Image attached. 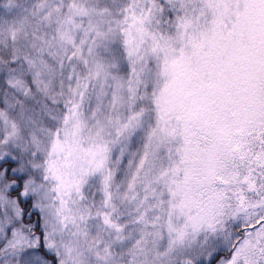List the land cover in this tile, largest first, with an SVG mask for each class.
<instances>
[{
	"label": "snow or ice",
	"instance_id": "obj_1",
	"mask_svg": "<svg viewBox=\"0 0 264 264\" xmlns=\"http://www.w3.org/2000/svg\"><path fill=\"white\" fill-rule=\"evenodd\" d=\"M0 264H264V0H0Z\"/></svg>",
	"mask_w": 264,
	"mask_h": 264
}]
</instances>
